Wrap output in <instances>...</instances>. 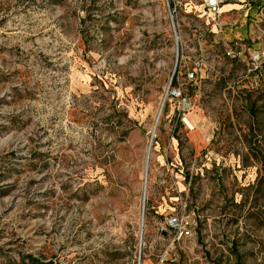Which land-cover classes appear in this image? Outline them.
Returning a JSON list of instances; mask_svg holds the SVG:
<instances>
[{"label": "rangeland", "instance_id": "374dc122", "mask_svg": "<svg viewBox=\"0 0 264 264\" xmlns=\"http://www.w3.org/2000/svg\"><path fill=\"white\" fill-rule=\"evenodd\" d=\"M229 2L0 0V264H264V0Z\"/></svg>", "mask_w": 264, "mask_h": 264}, {"label": "built area", "instance_id": "2783aa9c", "mask_svg": "<svg viewBox=\"0 0 264 264\" xmlns=\"http://www.w3.org/2000/svg\"><path fill=\"white\" fill-rule=\"evenodd\" d=\"M229 1L230 0H162L168 13L169 20L174 27L176 24L181 23L180 14L182 10L187 7H190V9L186 13L195 15L198 12V14H202V16H208L209 20H212L215 24H219V19L224 13H226L224 10L225 6L231 4ZM232 53V49L228 51V55H232ZM250 61L253 70H256L258 73H261L262 70L264 71V47H259L253 50L250 54ZM196 76V68L188 71V77L190 80L195 79ZM171 224L174 228L179 229L181 233L190 234L189 220L175 217L172 218Z\"/></svg>", "mask_w": 264, "mask_h": 264}, {"label": "crops", "instance_id": "0c3cea01", "mask_svg": "<svg viewBox=\"0 0 264 264\" xmlns=\"http://www.w3.org/2000/svg\"><path fill=\"white\" fill-rule=\"evenodd\" d=\"M228 6H232L231 8H233V7L236 6V5H235V4L232 5V3H231V4L227 5V6L225 7V9H227V10H228V9H231V8H228ZM227 10H226V11H227ZM232 19H234V17H232V16H228V18H227L226 21L229 22V21H231Z\"/></svg>", "mask_w": 264, "mask_h": 264}, {"label": "water", "instance_id": "95a60500", "mask_svg": "<svg viewBox=\"0 0 264 264\" xmlns=\"http://www.w3.org/2000/svg\"><path fill=\"white\" fill-rule=\"evenodd\" d=\"M149 153H150V152H149ZM149 153H148V158H147L146 171H147L148 163H149Z\"/></svg>", "mask_w": 264, "mask_h": 264}, {"label": "trees", "instance_id": "16d2710c", "mask_svg": "<svg viewBox=\"0 0 264 264\" xmlns=\"http://www.w3.org/2000/svg\"><path fill=\"white\" fill-rule=\"evenodd\" d=\"M226 7V6H225ZM224 10H225V8H224ZM226 11V10H225Z\"/></svg>", "mask_w": 264, "mask_h": 264}, {"label": "bare ground", "instance_id": "6f19581e", "mask_svg": "<svg viewBox=\"0 0 264 264\" xmlns=\"http://www.w3.org/2000/svg\"><path fill=\"white\" fill-rule=\"evenodd\" d=\"M190 124V123H189Z\"/></svg>", "mask_w": 264, "mask_h": 264}]
</instances>
